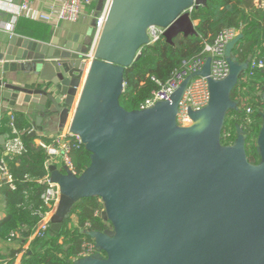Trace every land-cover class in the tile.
I'll use <instances>...</instances> for the list:
<instances>
[{
    "label": "water",
    "instance_id": "1",
    "mask_svg": "<svg viewBox=\"0 0 264 264\" xmlns=\"http://www.w3.org/2000/svg\"><path fill=\"white\" fill-rule=\"evenodd\" d=\"M101 9L105 0H99ZM209 0H113L95 59L84 76L85 36L57 35L50 42L0 33V114L24 104L40 114L29 137L57 117L63 129L76 107L70 131L79 136L91 164L80 175L49 168L61 197L50 225L60 232L79 201L99 198L101 218L111 228L85 235L97 252L74 264H264V113L257 164L249 161L245 129L222 143L227 115L239 111L232 94L249 62L234 56L240 34L225 46L230 68L214 80L212 59L179 86L169 101L127 111L121 105L125 72L150 45L149 29H165L174 46L197 35L191 14ZM18 78L10 82L7 74ZM207 78L211 98L192 123L178 126L179 103L190 82ZM264 100V96H263ZM6 136L0 145L6 149Z\"/></svg>",
    "mask_w": 264,
    "mask_h": 264
},
{
    "label": "trees",
    "instance_id": "2",
    "mask_svg": "<svg viewBox=\"0 0 264 264\" xmlns=\"http://www.w3.org/2000/svg\"><path fill=\"white\" fill-rule=\"evenodd\" d=\"M255 1L209 0L207 6L199 7L191 14L196 24V36L186 39L180 35L174 40V46L164 38L145 46L139 60L125 72V91L120 100L122 107L127 111L140 110V106L159 90V82L166 83L176 71L202 57L205 46L214 45L220 33L243 25V39L235 47L234 56L241 63L249 62L250 68L243 74L232 94V99L238 102L240 109L228 113L222 143L232 144L237 137V125L242 126L247 134L248 159L257 164L260 156L256 142L263 126L264 113V70H253L251 63L254 60L264 62V7H256ZM24 32L33 34L30 30ZM51 35L52 31L44 30L45 39H50ZM248 108L252 109V114L247 113ZM15 124L26 149L16 154L6 148V156L0 157V163H7L12 177V182L0 177V211L5 215L0 219V240L19 245V248L9 250L5 257L8 264H14L16 255L34 236L49 210L43 202L47 188L43 181L50 174L47 167L49 157L45 149L37 144L39 137H28L30 124ZM2 126L8 136L7 147L15 137L8 117L1 118ZM42 140L46 144L53 142L46 138ZM72 161L76 173L80 175L91 164L90 153L84 146L74 149ZM103 211L104 204L99 198L79 201L67 216L60 232L52 231L50 226L44 236L33 239L21 264H74L81 258L84 242L91 241L83 233L87 224H90L91 229L102 232L111 228L101 218ZM72 216L77 218L75 225Z\"/></svg>",
    "mask_w": 264,
    "mask_h": 264
},
{
    "label": "built area",
    "instance_id": "3",
    "mask_svg": "<svg viewBox=\"0 0 264 264\" xmlns=\"http://www.w3.org/2000/svg\"><path fill=\"white\" fill-rule=\"evenodd\" d=\"M112 1L113 0H105L101 11L96 13L93 9L94 0H55L50 6V10L39 16L40 20L58 26L62 22L77 23L81 20L88 9L92 10V16H94L93 34L91 37L92 44L88 53L82 57L81 69L84 76L88 73L90 66L95 59L96 49L104 31ZM30 2L31 0H24L21 5V10L24 12L28 11ZM255 6L264 7V1L261 2L256 0ZM11 28L12 25L6 26V30L8 31H10ZM241 28H243V25L239 28L227 29L220 33L215 40L214 45L205 46V52L202 57L197 58V60L188 63L182 69L176 71L173 77L166 83L159 82V90L155 91L152 96L140 106V108L147 109L154 106L156 103H159V101H169L171 96L179 89V86L185 81V79L201 71L207 60L210 58L212 59L213 68L211 77L214 80L225 79L230 73V68L228 67L225 58V46L241 34ZM148 31L150 45H153L160 39L164 38L166 32L165 29L160 27H151ZM251 67L253 70L257 68L264 70V62L254 60V62L251 63ZM187 88L183 99L179 103V112L177 116L178 126L191 125L192 119L190 111H198L205 108L209 104L211 98L210 87L208 86L207 78L205 77L194 78ZM247 113L252 114V109L248 108ZM11 127L15 137L7 144L6 148L9 152L21 154L25 151L26 146L17 131L15 116L13 114H11ZM40 146L45 149L49 157L47 163L48 168H50L51 165H59L60 169H68L78 175L72 161V152L74 149H78L84 145L81 138L73 134L70 131V128L65 134L54 139L51 144L41 143ZM0 177L6 178L9 182H12V177L9 174L8 165L5 161H1L0 163ZM43 182L47 185L45 193L43 194V202L44 206L49 210L38 229L35 231L34 238L44 236L50 228L51 218L56 211L61 197L60 187L58 184L51 181L50 174ZM89 229H91V226L90 224H87L83 233ZM96 252L97 249L95 243L92 240L86 241L83 244V251L80 257L85 258Z\"/></svg>",
    "mask_w": 264,
    "mask_h": 264
},
{
    "label": "crops",
    "instance_id": "4",
    "mask_svg": "<svg viewBox=\"0 0 264 264\" xmlns=\"http://www.w3.org/2000/svg\"><path fill=\"white\" fill-rule=\"evenodd\" d=\"M23 2L24 0H0V33L4 35L16 34L39 42H50L52 38L56 37L57 35H62V37H67L69 36V34L85 36L88 30L91 27L93 28L94 26V16H92V10L88 9L84 13L81 20L77 23L62 22L58 26H54L40 20L39 16L40 14L49 11L51 4L54 3L55 0H31L29 10L25 12L21 10V5L23 4ZM93 9L96 13L101 11L99 0H94ZM7 25H12L10 31L6 30ZM25 30L33 31V34H26V32H24ZM44 30L52 31L50 39L44 38ZM3 75V67L0 63V79H2ZM7 78L10 82H21V78H18L12 73L7 74ZM76 103L77 101L75 102L74 107L71 109L68 124L63 129L59 126L57 117L53 118L52 121H49L48 119L44 120L42 124L43 131L38 133L36 136L39 137L36 141L38 145H40L41 143H45L43 142L42 138L54 140L60 135L65 134L69 130ZM11 114L15 116V123L17 122V124H20V122H26L30 124L31 128L29 130V135L34 130L36 118L40 116V114L34 110V105L24 104L22 106L9 108L6 112L0 114V118H3L4 116L8 117L11 125ZM3 129L4 126L0 127V136L8 137ZM1 156H6V149H4L0 145V157ZM56 166L58 167V169H60L59 165ZM4 216V213L0 211V219H2ZM72 223L74 225L77 224L76 216H72ZM33 239L34 236L16 255L14 264H21L22 258L25 252L30 248ZM16 248H19V245L17 243L0 240V264H8L5 257L8 256L9 250Z\"/></svg>",
    "mask_w": 264,
    "mask_h": 264
},
{
    "label": "rangeland",
    "instance_id": "5",
    "mask_svg": "<svg viewBox=\"0 0 264 264\" xmlns=\"http://www.w3.org/2000/svg\"><path fill=\"white\" fill-rule=\"evenodd\" d=\"M92 34H93V28H92Z\"/></svg>",
    "mask_w": 264,
    "mask_h": 264
}]
</instances>
